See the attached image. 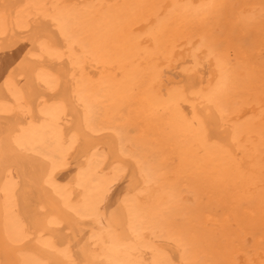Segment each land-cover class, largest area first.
<instances>
[{"label":"bare ground","instance_id":"6f19581e","mask_svg":"<svg viewBox=\"0 0 264 264\" xmlns=\"http://www.w3.org/2000/svg\"><path fill=\"white\" fill-rule=\"evenodd\" d=\"M0 264H264V0H0Z\"/></svg>","mask_w":264,"mask_h":264}]
</instances>
